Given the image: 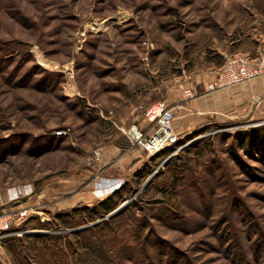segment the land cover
<instances>
[{
    "label": "rangeland",
    "instance_id": "1",
    "mask_svg": "<svg viewBox=\"0 0 264 264\" xmlns=\"http://www.w3.org/2000/svg\"><path fill=\"white\" fill-rule=\"evenodd\" d=\"M261 51L264 0H0V211L31 208L0 264H239L237 245L264 264L260 110L231 103L90 205L53 201L89 184L94 150L129 144L150 103Z\"/></svg>",
    "mask_w": 264,
    "mask_h": 264
},
{
    "label": "built area",
    "instance_id": "2",
    "mask_svg": "<svg viewBox=\"0 0 264 264\" xmlns=\"http://www.w3.org/2000/svg\"><path fill=\"white\" fill-rule=\"evenodd\" d=\"M223 66L214 72L207 83V91L224 90L247 84L254 79H264V51L250 57L244 54L224 55ZM264 84V82H263ZM187 96L192 95L190 87L185 88ZM250 113H255L264 106V89L251 94L245 100ZM179 101L155 100L144 111V124L129 125L127 135L131 145H141L147 155H154L169 148L178 141V131L175 125V110ZM249 113V112H248ZM264 124V117L261 119ZM68 129H58L56 134H65ZM100 150H94L86 157L88 163L98 160ZM124 183L119 177H100L95 181L93 193L97 197L119 189ZM27 196V190L16 189L15 195H9L8 201H17ZM31 208L17 207L1 209L0 211V236L8 234L18 228L19 223L27 216ZM11 232V233H12Z\"/></svg>",
    "mask_w": 264,
    "mask_h": 264
},
{
    "label": "crops",
    "instance_id": "3",
    "mask_svg": "<svg viewBox=\"0 0 264 264\" xmlns=\"http://www.w3.org/2000/svg\"><path fill=\"white\" fill-rule=\"evenodd\" d=\"M215 71L194 75L195 84L192 82L190 85L194 94L191 96L186 95L185 88H172L169 91L167 100L179 101L180 103L175 110V125L180 135L189 133L196 126L205 123L209 117L212 118L223 109L231 108V103L235 105L234 115H252L247 107L248 104L244 103L251 96V92L264 88V79H254L247 84L224 90L207 91V83L211 80ZM260 112H264V106L260 108ZM150 158L139 144L131 145L129 142V145L125 148H120L115 144H107L100 148L99 159L94 160L88 169L93 179L91 180L89 176L87 187L85 186L80 192L78 188H75L78 186L71 185L70 181H65L68 182H64L68 189L75 188V190L71 189L66 195L57 192L56 199L53 201L58 209L70 208L77 203L90 205L97 198L101 199L94 195L91 189L92 186L94 187L96 180H99L100 177H119L125 180L131 170Z\"/></svg>",
    "mask_w": 264,
    "mask_h": 264
},
{
    "label": "trees",
    "instance_id": "4",
    "mask_svg": "<svg viewBox=\"0 0 264 264\" xmlns=\"http://www.w3.org/2000/svg\"><path fill=\"white\" fill-rule=\"evenodd\" d=\"M252 138L254 137V138H256L257 140H261V141H264V127H261V128H255V129H253V131H252ZM248 142V141H247ZM119 146H120V148H125V147H127L129 144H122V143H117ZM166 149H168V148H166ZM166 149H164V150H166ZM112 197H113V195H110V196H108L106 199H104V200H102V201H100V202H98L97 203V205H98V208L100 209V210H98L97 209V207H93L92 209H88V210H91V213L92 212H96L95 214H98V212H100L102 215L103 214H106V213H108L109 211H111V209L113 208V206H112V204L110 203L111 202V199H112ZM96 206V205H95ZM62 213H60V215H61ZM62 216H63V214H62ZM43 225H45V223H43ZM58 226H55V228H57ZM231 230H233L234 232H235V236H237L238 237V234H237V230L238 229H236L234 226L233 227H231ZM234 236V237H235ZM233 237V239H235ZM8 238L9 237H6V239L5 240H7V242L9 241L10 242V240H12V238L10 237L9 238V240H8ZM228 239H230V238H228ZM232 241V240H231ZM259 241H261V243H264V240L262 239V240H259ZM236 249L237 250H239L238 251V253L236 254V257L238 258V261H239V264H247V259H246V256L244 255V253L242 254V252H243V249H241V245L239 246V245H237V247H236ZM264 257V256H263ZM262 257V258H263ZM259 258V257H258ZM38 263H39V261H38ZM42 262H40V264H41Z\"/></svg>",
    "mask_w": 264,
    "mask_h": 264
}]
</instances>
